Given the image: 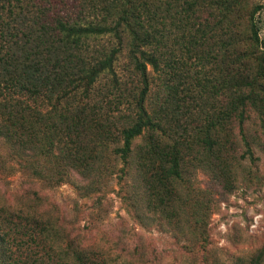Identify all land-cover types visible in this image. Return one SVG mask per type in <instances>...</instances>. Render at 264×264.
<instances>
[{
  "label": "trees",
  "instance_id": "trees-1",
  "mask_svg": "<svg viewBox=\"0 0 264 264\" xmlns=\"http://www.w3.org/2000/svg\"><path fill=\"white\" fill-rule=\"evenodd\" d=\"M204 1H185L187 8L183 4L181 9L195 15ZM157 10V0H0V172L31 175L50 187L70 181L75 172L83 179L79 190L90 194L110 173L103 154L111 147L110 157L134 165L140 198L153 209L166 210L179 190L187 155L208 154L215 160L229 155L230 125L234 120L242 123L249 111L264 128V50L253 49L258 43L256 11L250 15L248 33L232 35L229 22L221 33L220 52L213 55L209 49L206 55L218 65L214 88L223 103L216 113L202 111L197 116L205 117L198 123L190 110H179L184 98L176 102L175 112L174 107L164 114L148 111L150 70L161 69L162 61L172 70L163 50L170 46L168 15ZM190 16L178 19L184 22L176 24L177 31L193 26ZM204 33L201 28L195 36L190 32L187 49L206 43L196 38L203 39ZM102 38L111 45L95 46ZM124 49L142 85L128 113L116 104L114 110L105 108L93 94L104 76L120 88L115 64ZM174 115L176 126L164 128L162 121L172 122ZM182 118L190 119L183 123ZM139 137L142 142L134 150ZM120 173L128 175L124 169ZM9 209L0 207L7 214ZM259 260L257 255L249 264ZM66 262L108 264L81 247Z\"/></svg>",
  "mask_w": 264,
  "mask_h": 264
},
{
  "label": "rangeland",
  "instance_id": "rangeland-1",
  "mask_svg": "<svg viewBox=\"0 0 264 264\" xmlns=\"http://www.w3.org/2000/svg\"><path fill=\"white\" fill-rule=\"evenodd\" d=\"M185 1L190 0H157L158 14L168 15L170 46L163 50L172 70L163 61L161 69L150 70L145 105L150 113L164 114L167 108L175 112L176 102L184 98L179 110H190L203 123L205 116L197 114L216 113L223 103L214 88L218 65L206 57L208 50L220 52L221 33L229 22L232 35L248 33L253 11L258 36L253 49L264 50V0H205L195 15L182 11ZM187 14L193 26L177 31L176 24L184 22L178 19ZM198 28L205 33L203 39L196 38L206 43L188 50L189 33L195 36ZM111 43L102 38L95 46ZM115 71L120 88L104 76L95 85L94 98L107 109L114 110L116 104L128 113L142 85L125 49ZM164 71H169L167 76ZM174 122L175 115L174 121L162 124L169 129ZM230 126L229 155L221 160L200 153L185 157L179 190L166 210L153 209L140 198L134 165L110 157L111 147L103 154L110 173L90 194L79 190L83 179L75 172L70 181L50 187L31 175L1 171L0 207L10 209L8 214L0 210V264H65L66 256L80 247L108 264H249L257 255L264 264V128L252 111L242 123L234 120ZM141 142L142 137L135 139L133 149Z\"/></svg>",
  "mask_w": 264,
  "mask_h": 264
}]
</instances>
